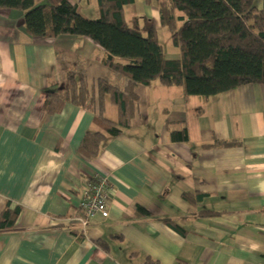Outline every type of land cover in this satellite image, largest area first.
<instances>
[{
    "label": "crops",
    "instance_id": "1",
    "mask_svg": "<svg viewBox=\"0 0 264 264\" xmlns=\"http://www.w3.org/2000/svg\"><path fill=\"white\" fill-rule=\"evenodd\" d=\"M69 1L99 17L96 0ZM125 16L152 19L162 43L157 0H135ZM168 43L167 57L179 58ZM104 56L86 37L31 36L22 11L0 9V213L22 208L15 228L0 230V264H264V85L187 96L158 81L134 85ZM69 73L76 101L46 115L48 93L65 91ZM101 79L129 95L130 124L88 160L79 150L88 131H103ZM104 115L118 119L108 98ZM182 129L189 141L173 140ZM99 173L110 216L83 232L80 203Z\"/></svg>",
    "mask_w": 264,
    "mask_h": 264
},
{
    "label": "trees",
    "instance_id": "2",
    "mask_svg": "<svg viewBox=\"0 0 264 264\" xmlns=\"http://www.w3.org/2000/svg\"><path fill=\"white\" fill-rule=\"evenodd\" d=\"M98 18H87L69 0H0V9L24 13L26 32L35 37H86L105 53L103 63L126 76L134 85L158 81L165 87H181L187 96L209 98L248 84L264 85V1L257 0H157L162 27L178 48L179 58H168L155 22L135 17L129 24L125 7L135 0H96ZM143 19L144 25H141ZM63 92H49L46 115L61 112L77 98L76 80L69 73ZM99 114L94 122L103 131H88L80 153L94 160L108 136L129 126V95L118 86L98 82ZM115 105L118 119L104 115L105 101ZM173 140L189 141L187 129L171 133ZM233 142H222L231 146ZM21 206L9 202L0 213V230L15 228ZM173 229L182 227L165 221ZM144 264H159L147 257Z\"/></svg>",
    "mask_w": 264,
    "mask_h": 264
},
{
    "label": "built area",
    "instance_id": "3",
    "mask_svg": "<svg viewBox=\"0 0 264 264\" xmlns=\"http://www.w3.org/2000/svg\"><path fill=\"white\" fill-rule=\"evenodd\" d=\"M107 194L108 178L99 173L94 177L89 191L80 203L83 214L78 220L82 225L83 232L86 231L93 218L97 216L108 218L110 216Z\"/></svg>",
    "mask_w": 264,
    "mask_h": 264
},
{
    "label": "rangeland",
    "instance_id": "4",
    "mask_svg": "<svg viewBox=\"0 0 264 264\" xmlns=\"http://www.w3.org/2000/svg\"><path fill=\"white\" fill-rule=\"evenodd\" d=\"M87 2V1H86ZM82 11L84 13H89L90 12V9H86V8H83ZM86 17V16H85ZM89 18V16H87ZM90 19H93V18H90ZM161 39H162V43H164V45H166L168 47L169 43H168V39L169 38V34L167 31L161 33ZM174 46V45H173ZM174 48V47H173Z\"/></svg>",
    "mask_w": 264,
    "mask_h": 264
}]
</instances>
